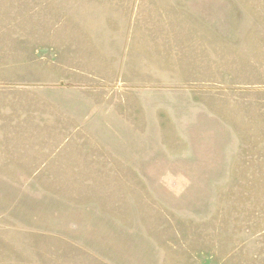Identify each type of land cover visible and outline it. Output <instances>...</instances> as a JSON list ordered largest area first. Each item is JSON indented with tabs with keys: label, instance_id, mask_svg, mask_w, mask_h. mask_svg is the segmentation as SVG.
I'll use <instances>...</instances> for the list:
<instances>
[{
	"label": "rangeland",
	"instance_id": "374dc122",
	"mask_svg": "<svg viewBox=\"0 0 264 264\" xmlns=\"http://www.w3.org/2000/svg\"><path fill=\"white\" fill-rule=\"evenodd\" d=\"M129 84L177 97L145 100L165 160L139 169L154 201L134 236L91 242L100 257L31 228L48 166L0 164V264H264V0H0L1 108L89 95L136 114Z\"/></svg>",
	"mask_w": 264,
	"mask_h": 264
},
{
	"label": "crops",
	"instance_id": "0c3cea01",
	"mask_svg": "<svg viewBox=\"0 0 264 264\" xmlns=\"http://www.w3.org/2000/svg\"><path fill=\"white\" fill-rule=\"evenodd\" d=\"M125 90L129 95L125 104L136 109V114L116 106V101L122 104L117 97L107 101L89 95L64 101L30 96L20 99L16 108L0 106V139L15 138L0 140V164L48 166L43 181L35 180L40 192L29 193L24 208L31 228L60 232L74 247L90 248L100 257L107 256L91 242L123 249L118 241L134 236L132 210L149 208L154 201L148 177L139 169L163 164V157L153 148L164 143V138L159 118L156 122L147 115L145 100L156 97L165 105L177 102L174 90L166 97L155 87L129 84ZM24 119L22 132L11 129L14 121ZM92 164H101L99 170H93ZM49 222L56 226L49 227Z\"/></svg>",
	"mask_w": 264,
	"mask_h": 264
}]
</instances>
